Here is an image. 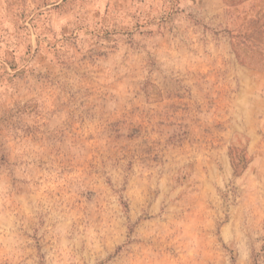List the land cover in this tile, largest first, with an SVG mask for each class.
I'll return each instance as SVG.
<instances>
[{
    "label": "rangeland",
    "instance_id": "1",
    "mask_svg": "<svg viewBox=\"0 0 264 264\" xmlns=\"http://www.w3.org/2000/svg\"><path fill=\"white\" fill-rule=\"evenodd\" d=\"M0 264H264V0H0Z\"/></svg>",
    "mask_w": 264,
    "mask_h": 264
},
{
    "label": "trees",
    "instance_id": "2",
    "mask_svg": "<svg viewBox=\"0 0 264 264\" xmlns=\"http://www.w3.org/2000/svg\"><path fill=\"white\" fill-rule=\"evenodd\" d=\"M256 31V29H254V32ZM257 33V32H256ZM255 38V37H254ZM256 39H259L258 37Z\"/></svg>",
    "mask_w": 264,
    "mask_h": 264
}]
</instances>
